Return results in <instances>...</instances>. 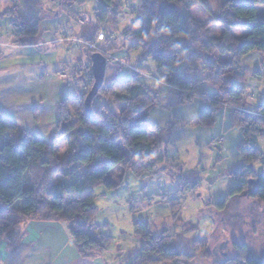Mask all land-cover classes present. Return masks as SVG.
Wrapping results in <instances>:
<instances>
[{"label":"trees","instance_id":"obj_1","mask_svg":"<svg viewBox=\"0 0 264 264\" xmlns=\"http://www.w3.org/2000/svg\"><path fill=\"white\" fill-rule=\"evenodd\" d=\"M86 1L60 0L58 11L80 23L82 15L72 9ZM95 1L97 24L105 26L103 31L121 32L119 42L106 39L105 50L137 54L133 67L138 73L125 82L115 78L104 82L92 103V120L84 109L91 85L77 81L80 89L56 107L58 119L50 142L25 133L0 111V237L12 236V217L56 220L68 226L81 258L104 255L110 237L93 231L97 212L93 190L98 185L114 190L127 173L144 179L160 173L165 163L161 149L168 143L150 121L151 111L159 105L160 86L177 96L178 104L200 99L211 105L199 115L198 126H211L214 111L224 106L230 114V128L241 132L239 167L233 174L239 183L218 203L206 204L212 216L206 210L200 215L216 223L217 215H226L231 202L242 199L256 205L258 216H263L264 153L258 145L264 138V102L253 111L246 109L241 83L253 73L239 63L250 52L264 56V0H221L217 16L209 20L197 13L202 0H143L137 17L130 16L129 26L122 31H118V21L127 0ZM3 15L13 17L17 43L41 31L35 23L39 18L28 21L17 6ZM210 24L219 25V36L209 37ZM99 26H93L90 38L81 40L94 42ZM91 54L87 52V61ZM146 60L155 65L153 75L143 67ZM256 73L258 78L261 73ZM151 133L156 134L153 141ZM61 140L65 144L59 149ZM258 161L263 165L259 175L249 168ZM112 173L116 178H109ZM187 175L186 180L178 175L180 191L198 183L194 173ZM134 234L141 248L129 264H215L218 259L216 245L207 246V235L190 240V252H183L177 247V235L154 236L144 222L134 224ZM243 251L229 264H252Z\"/></svg>","mask_w":264,"mask_h":264},{"label":"rangeland","instance_id":"obj_2","mask_svg":"<svg viewBox=\"0 0 264 264\" xmlns=\"http://www.w3.org/2000/svg\"><path fill=\"white\" fill-rule=\"evenodd\" d=\"M59 1L53 0L51 3L50 0H31L35 4L40 2L46 8V11H43L39 19L35 21L39 24L41 30L48 26L58 25L60 32L72 31L76 34L83 25L88 27L92 23L93 26H99L95 21V11L99 8L95 0H87L82 5H76L72 9L82 15L83 25L71 19L65 12L58 11ZM142 1L127 0L123 13L119 17L118 31H122L129 26L130 16L137 17L139 14L137 10H139ZM202 1L203 5L198 7L197 13L208 20L216 17L221 0ZM6 3V0H0V7L4 10L6 9ZM42 6L39 5V8ZM36 7L35 5L34 7L29 6L27 3L26 12L20 13H23V16L29 21L34 10H38ZM46 12L50 16L49 18H45ZM59 14L60 16L57 17ZM12 20L13 17L3 15V12H0V26H3L5 30L10 29L9 24ZM103 28H105L104 25L99 26L98 35L102 32L104 39L98 41L97 47L107 53L104 43L108 35L110 34L109 39H116L119 42L121 32L103 31ZM220 32L219 25L210 24L209 37H217ZM83 43L85 42L79 43L81 44V51L77 50V45H75L68 53L70 57L69 65H71L68 71L75 65L78 67L87 62V52L92 54L97 52L85 47ZM107 54L111 55V53ZM131 59V65L114 57L111 62L107 61V64L115 62L119 68L129 72L130 78L133 72L138 73L133 67L137 54L133 55ZM226 59H229V57H226ZM239 66L243 70L253 73L241 85L246 91L245 104H249L252 109H255L264 102V56L258 52H250L241 58ZM77 67L74 68L70 76L73 81L72 90L74 92L79 90L76 82L81 81L78 78L79 75H76ZM143 67L151 75L154 74L155 65L151 60H146ZM256 72L261 73L258 78L254 76L257 74ZM149 76L146 77L149 78ZM65 77L67 76L65 75ZM89 85L92 88L93 81ZM177 102V96L172 95L164 86H160L159 105L150 114L151 123L158 126L168 143L166 147L163 146L161 149L162 155L165 157V163L160 166V173L155 175L153 179H144L127 173L116 189L107 190L102 185H98L93 190L94 205L97 208L92 223L93 231L96 234L110 237L107 251L104 255L99 256L103 264H129L131 258L141 248L140 241L134 234V224L138 222L148 224L154 236H161L164 232H167L168 235H177L179 237L176 242L177 247L183 252H190L192 244L190 240L209 235L213 226L211 218L200 215V212L206 210L205 207L209 203L208 201L215 204L227 197L239 183V180L233 174L239 167L237 147L241 141V132L230 128V114L227 108L222 106L221 109L214 111L211 126L200 127L197 125V119L202 111L211 105L200 99L184 104H178ZM246 109H248L247 105ZM155 137V133L149 135L151 141ZM64 144L63 140L59 141V149ZM258 147L264 153V138L259 141ZM252 169L259 175L263 171V165L259 161L255 162ZM114 171L118 170L115 169ZM189 173L195 174L198 183L195 187L189 185L188 189L180 191L178 175L184 176L186 180ZM116 176L117 174L112 173L109 178H116ZM236 203H238V206ZM250 205L242 199H236L230 204L229 214L239 213L243 216ZM206 211H208L209 216L214 214L213 210L207 209ZM250 211L247 212L248 216H256L259 213L254 209ZM16 218H11L14 222V228L12 236L9 238L18 242L25 236L24 222L39 220H24L21 222L19 218ZM261 242L264 243V241L260 240L258 242L260 246H264ZM215 247L214 250L218 257L221 250L218 245ZM207 264L211 263L208 262Z\"/></svg>","mask_w":264,"mask_h":264},{"label":"crops","instance_id":"obj_3","mask_svg":"<svg viewBox=\"0 0 264 264\" xmlns=\"http://www.w3.org/2000/svg\"><path fill=\"white\" fill-rule=\"evenodd\" d=\"M6 1V9L0 7V12L6 13L17 5L24 13L27 3L38 8L30 19H38L46 11L40 2ZM47 12L45 18L50 17ZM9 25V30L0 26V111L25 133L50 142L58 119L56 107L74 93L70 76L77 66L68 71L71 66L68 53L75 45L80 50L82 37H91L93 25L81 26L76 34L60 32L58 25L48 26L37 37L24 38L19 43L11 22ZM111 56L131 65L132 55L125 50L115 51ZM62 75L67 77L61 78ZM114 78L127 81L129 72L115 62L110 63L105 83ZM246 105L253 111L251 105ZM24 223L22 240L17 242L6 236L0 237V264H103L101 257L83 259L79 256L65 223L56 220Z\"/></svg>","mask_w":264,"mask_h":264},{"label":"flooded vegetation","instance_id":"obj_4","mask_svg":"<svg viewBox=\"0 0 264 264\" xmlns=\"http://www.w3.org/2000/svg\"><path fill=\"white\" fill-rule=\"evenodd\" d=\"M243 201L246 204L250 203ZM250 204L247 212L257 209L256 205ZM236 205L238 206V203ZM247 212L243 216L239 213L232 215L228 209L227 216L217 215V221L213 223L211 232L207 235L209 236L207 246L212 247L217 243L216 246L218 245L221 250L215 264H229L230 261L238 260L244 253L243 249L247 251L245 252L247 261L252 264H264V246L258 243L264 239V213L262 212L263 216H248Z\"/></svg>","mask_w":264,"mask_h":264},{"label":"water","instance_id":"obj_5","mask_svg":"<svg viewBox=\"0 0 264 264\" xmlns=\"http://www.w3.org/2000/svg\"><path fill=\"white\" fill-rule=\"evenodd\" d=\"M90 63H91V71H92V76H93V85L89 93L86 95V98L84 101V109H85L86 116L92 120L94 118L93 110H92V103L94 99L96 98L102 85L105 82L106 69H107L108 64H107L106 57L103 54L98 53V52L91 54ZM249 168L252 169L251 166H249Z\"/></svg>","mask_w":264,"mask_h":264},{"label":"built area","instance_id":"obj_6","mask_svg":"<svg viewBox=\"0 0 264 264\" xmlns=\"http://www.w3.org/2000/svg\"><path fill=\"white\" fill-rule=\"evenodd\" d=\"M130 13V11H129ZM83 22H80V24H82ZM103 30V29H102ZM113 36V35H111ZM108 37H110V34L108 35ZM107 37V38H108ZM104 39L103 37V33L100 32V34L98 35L96 41L92 42V43H83V45L87 48H89L90 50L93 51H97L100 52L101 54H104L106 56L107 61H112L113 57L110 54H107L106 52H104L103 50H101L99 47H97V43L98 41H102ZM76 75H79V79L87 84H91V82L93 81V76H92V71H91V63L90 61L88 62H84L81 65H79L76 69ZM61 78H66L65 75H62Z\"/></svg>","mask_w":264,"mask_h":264},{"label":"clouds","instance_id":"obj_7","mask_svg":"<svg viewBox=\"0 0 264 264\" xmlns=\"http://www.w3.org/2000/svg\"><path fill=\"white\" fill-rule=\"evenodd\" d=\"M166 31V30H165ZM157 83H163V81H158Z\"/></svg>","mask_w":264,"mask_h":264}]
</instances>
